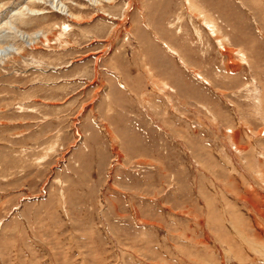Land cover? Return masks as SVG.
<instances>
[{"label":"rangeland","instance_id":"rangeland-1","mask_svg":"<svg viewBox=\"0 0 264 264\" xmlns=\"http://www.w3.org/2000/svg\"><path fill=\"white\" fill-rule=\"evenodd\" d=\"M54 2L0 0V264H264V0Z\"/></svg>","mask_w":264,"mask_h":264},{"label":"bare ground","instance_id":"bare-ground-1","mask_svg":"<svg viewBox=\"0 0 264 264\" xmlns=\"http://www.w3.org/2000/svg\"><path fill=\"white\" fill-rule=\"evenodd\" d=\"M94 3H97L99 0H92ZM51 3L56 7V8H58V9H61V6H58V4H59V2L58 3H55L54 2V0H51ZM66 5V4H65ZM29 7V6H28ZM66 8V7H65ZM64 8V12L66 13V14H68V16H70V17H75V15L74 14H72L71 12H70V10H69V8L68 9H65ZM25 9V8H24ZM30 10H32L33 11V9H31L30 8ZM35 12V11H34ZM198 15H199V13H198ZM203 18V17H202ZM205 20V19H204ZM210 20H212V19H210ZM36 38H37V36H38V34H35L34 35ZM33 36V37H34ZM33 37H31L30 38V35H25V34H22L21 35V38H22V40H24V41H29V43L31 42V43H33ZM13 45H9V46H1L0 45V60L2 61V60H4L5 58L6 59H8V57L9 56H11V55H13L12 53H14V52H19V48L18 47H12Z\"/></svg>","mask_w":264,"mask_h":264}]
</instances>
